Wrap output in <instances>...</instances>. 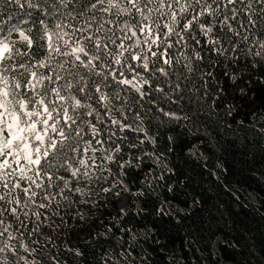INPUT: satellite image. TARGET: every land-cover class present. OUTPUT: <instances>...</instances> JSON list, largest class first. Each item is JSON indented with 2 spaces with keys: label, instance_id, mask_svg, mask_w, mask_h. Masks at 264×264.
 I'll return each mask as SVG.
<instances>
[{
  "label": "snow or ice",
  "instance_id": "snow-or-ice-1",
  "mask_svg": "<svg viewBox=\"0 0 264 264\" xmlns=\"http://www.w3.org/2000/svg\"><path fill=\"white\" fill-rule=\"evenodd\" d=\"M6 3L19 11L0 15V216L17 218L19 206L28 207L37 195L33 186L42 187L37 177L52 180L61 169H71V177L78 179L88 175L89 167L100 168L97 157L127 172L143 159L122 155V141L131 137L130 147L137 151L138 145H152L155 152L145 155L167 170L160 157L171 144L156 146L162 137L174 143L171 133L190 112L213 106L209 90L215 91L220 57L238 51V41L248 40L245 33L254 29L260 31L250 51L264 75V0ZM26 18L34 31L21 27ZM145 102L148 110L139 111ZM109 149L110 154L100 155ZM89 152L88 161L74 159ZM139 196L146 197L140 202L143 212L151 192ZM10 227L0 230V264H29L30 246L20 243ZM76 255L88 264L87 247ZM116 261L136 264L123 249L105 254L103 264Z\"/></svg>",
  "mask_w": 264,
  "mask_h": 264
},
{
  "label": "trees",
  "instance_id": "trees-1",
  "mask_svg": "<svg viewBox=\"0 0 264 264\" xmlns=\"http://www.w3.org/2000/svg\"><path fill=\"white\" fill-rule=\"evenodd\" d=\"M6 11L15 15L19 10H12L6 0H0V15ZM26 19L28 22L21 27L26 32L34 31L31 18ZM44 19L48 20L47 17ZM259 31L254 29L245 33L249 39L238 41V51L227 52L220 57L221 62L212 81L215 91L209 90L213 106L209 108L205 104L198 112L210 126L201 127L197 135L208 138L209 147L215 155H209L202 143L195 142L191 151L185 154L199 167L195 171L189 169L177 179L175 171L162 170L154 159L145 155L155 152L152 145H138L140 150L137 151L130 147L135 137L125 139L122 141V155L131 159L135 153L143 159L134 161L125 172L98 157L109 176L106 182L100 176L92 181L101 208L97 212L90 209L85 216L76 215L70 227L62 225L54 231V239L42 237L40 241L36 240L37 235H30V226L34 223L32 215L40 210L42 203L51 209L59 200L64 205H70L67 198L73 183L60 179V175L69 172L65 169L57 172L52 180L38 177L42 187L35 188L36 197L32 198L27 208L19 206L24 220L29 222L28 229L20 232L16 227L9 228L20 243L30 246L33 254L29 264L32 260L36 264L41 261L44 264H83V257L76 255V249L83 251L85 247L89 252L88 264H95L96 260L104 259L105 254L111 255L114 250L122 249L131 253L136 264H141V260L143 264H205V261L211 264H236L237 261L264 264V133L251 134V131H258L256 118L264 115V109L255 113L256 118L251 114L245 115L249 107L246 101L259 102L264 98V75H261L262 69L250 51ZM217 104L219 107H216ZM138 110L146 112L147 102ZM128 115L131 120L132 112ZM148 115L152 113L148 112ZM169 143L171 151L161 155L160 159L167 163V167H172L175 145ZM94 146L98 149L108 147L107 144ZM110 152V149L109 153L101 151L100 155ZM83 157L84 154H81L74 159ZM169 176L171 180L167 179ZM176 185L180 186L178 198H174ZM141 191L151 192V200L159 212V216L150 219L159 220L162 217L170 222L166 229L145 234L153 225L143 219L146 212H139L140 202L146 198L138 197ZM14 193L20 195L17 190ZM249 194L255 195L258 202H250ZM121 197L131 201L125 212L117 211ZM24 200H28L26 195ZM166 206L179 208L172 212L162 210ZM3 228L0 225V230ZM209 235L211 239L205 243L202 238ZM217 239H221L222 243L218 246V257L214 258L213 247Z\"/></svg>",
  "mask_w": 264,
  "mask_h": 264
},
{
  "label": "rangeland",
  "instance_id": "rangeland-1",
  "mask_svg": "<svg viewBox=\"0 0 264 264\" xmlns=\"http://www.w3.org/2000/svg\"><path fill=\"white\" fill-rule=\"evenodd\" d=\"M95 147V146H94ZM91 153H84V157L82 159L88 161L91 158ZM96 165H100V168L97 170L95 166L89 167L87 169L88 175H80L79 178L71 177L69 169L68 174L66 175H60V179L67 181L69 183H73L71 187V191L68 194L67 201L70 203V205H64L63 202L55 201V207L53 209L45 206L40 207V210L35 212L32 215V219L34 221L33 225L30 226V235L35 234L36 240L40 241L42 237H45L47 239H54V231H57L59 228H61L62 225H65L66 227H70L72 222L74 221L76 215H88V212L90 209H93V211L97 212L99 208H101V204L98 199L97 192L92 187V181L93 179H97L99 176L103 178V181L106 182V180L109 178L108 176V170L104 167V164L97 159L95 160ZM80 167V166H78ZM83 171V169H82ZM38 182L41 183L39 178L37 177ZM25 186H28L27 182H25ZM76 189H80L79 192L76 191ZM105 190L107 188H104ZM15 190V189H14ZM13 190V192H14ZM33 191H35V187L32 188ZM2 194V193H0ZM237 195V192H235ZM27 197L28 195L25 194ZM36 197V196H35ZM34 198V197H32ZM248 200L252 203H257L258 199L255 195L249 194ZM128 203L127 197H121L117 204V211L125 212L127 208H122V205ZM138 206V204L136 205ZM108 207L110 208V204H108ZM178 206H166L163 207L162 210L172 212L175 209H178ZM96 214V213H95ZM17 218H11L10 214H5L4 216H0V220L3 221V223H0V225L7 227L11 225V227H16L17 230L20 232H25L28 229V221L24 220V215L21 211H19L16 214ZM23 221V224L20 223V221ZM40 235V236H39ZM222 243L221 239L215 242L213 247V256L214 258L218 257V246ZM205 264H211L209 261H205ZM221 264H230V263H221Z\"/></svg>",
  "mask_w": 264,
  "mask_h": 264
},
{
  "label": "clouds",
  "instance_id": "clouds-1",
  "mask_svg": "<svg viewBox=\"0 0 264 264\" xmlns=\"http://www.w3.org/2000/svg\"><path fill=\"white\" fill-rule=\"evenodd\" d=\"M245 103L249 105L248 111L245 113V115L251 114L254 116V118H256L255 113L257 111L264 109V98H261L259 102H254L249 99ZM183 121H184L183 123L180 122L176 126L175 132L171 133L176 137V141L173 143L175 145V153L173 154L174 159L172 162V167H167L168 172L175 171L177 173V179L181 176H184L189 169L195 171L196 168L199 167L198 164L194 163L190 159V157L185 154L186 151L189 152L191 151V147L194 146L195 142L202 143L204 145V151L208 152L209 155L211 156L215 155V153H213L211 148L209 147L208 138L203 135H197V133L201 131V127L208 128L210 126L209 124L205 123V118L199 115L198 112L192 111L188 114V117ZM256 122L259 125L258 131L249 130L251 131V134L254 136L258 135V133H264V115H260L258 118H256ZM168 143L169 142L164 140L162 137L161 139L162 147H164ZM200 174L203 175L202 172ZM160 178L163 179V176H161ZM171 179L172 177H170L169 180ZM179 190H180V186L176 185L174 198H178ZM152 203L154 202L151 200L149 207L143 210V212L147 213L146 215L143 216V219L149 221V225H153L148 227V230L145 233L146 235H150L152 232L156 231L157 229L164 230L166 229L168 223H170L168 221H164L162 217L159 220L150 219L151 217L159 216V212L156 211V208L153 209ZM210 239H211L210 235L207 236L206 238H202V240L205 243H207V241ZM76 252L79 253L80 250L76 249ZM111 258L115 259L114 257ZM101 262L103 264V258H101V260H96L95 264H101ZM115 264H120V262L116 261ZM236 264H246V261H237Z\"/></svg>",
  "mask_w": 264,
  "mask_h": 264
},
{
  "label": "water",
  "instance_id": "water-1",
  "mask_svg": "<svg viewBox=\"0 0 264 264\" xmlns=\"http://www.w3.org/2000/svg\"><path fill=\"white\" fill-rule=\"evenodd\" d=\"M219 239H217L216 241H218ZM222 241V240H221Z\"/></svg>",
  "mask_w": 264,
  "mask_h": 264
}]
</instances>
